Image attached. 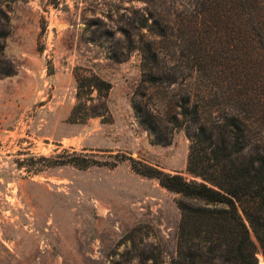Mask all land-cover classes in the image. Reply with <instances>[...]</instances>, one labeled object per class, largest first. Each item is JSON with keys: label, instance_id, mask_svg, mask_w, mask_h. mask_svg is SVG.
<instances>
[{"label": "rangeland", "instance_id": "374dc122", "mask_svg": "<svg viewBox=\"0 0 264 264\" xmlns=\"http://www.w3.org/2000/svg\"><path fill=\"white\" fill-rule=\"evenodd\" d=\"M198 9L197 0H0V264H142V255L171 264L179 206L190 202L127 158L193 180V133L226 112L213 80L185 67ZM149 43L160 56L157 87L143 83ZM176 66L178 83L169 84ZM77 72L112 83L109 120H69ZM190 95L202 110L197 124L182 115ZM75 154L126 159L89 169L60 163Z\"/></svg>", "mask_w": 264, "mask_h": 264}, {"label": "trees", "instance_id": "16d2710c", "mask_svg": "<svg viewBox=\"0 0 264 264\" xmlns=\"http://www.w3.org/2000/svg\"><path fill=\"white\" fill-rule=\"evenodd\" d=\"M197 4L195 30L182 51L185 67L213 80L214 101L226 112L218 116L217 125L202 123L193 133L187 166L193 180L127 159L137 174L157 179L162 187L190 202L179 206L181 222L171 264H258V250L264 255V0H197ZM147 21L144 18L140 28L147 27ZM156 24L158 36L167 37L169 29L162 22ZM143 58V83L161 85L160 56L152 44L143 47ZM180 75L176 66L166 80L177 84ZM76 80V104L69 120H109L107 98L112 83L81 72L76 73ZM181 108L182 115L195 124L203 118L192 95ZM135 109L147 129L156 134L158 130L141 107L136 104ZM117 158L101 163L75 154L60 163L89 169L116 167L126 159ZM141 232L135 229L125 239L132 240ZM148 259L161 263L158 257L142 255V264Z\"/></svg>", "mask_w": 264, "mask_h": 264}, {"label": "bare ground", "instance_id": "6f19581e", "mask_svg": "<svg viewBox=\"0 0 264 264\" xmlns=\"http://www.w3.org/2000/svg\"><path fill=\"white\" fill-rule=\"evenodd\" d=\"M259 264H264V261L263 260L259 261Z\"/></svg>", "mask_w": 264, "mask_h": 264}, {"label": "water", "instance_id": "95a60500", "mask_svg": "<svg viewBox=\"0 0 264 264\" xmlns=\"http://www.w3.org/2000/svg\"><path fill=\"white\" fill-rule=\"evenodd\" d=\"M264 257V256H263ZM264 259V258H263ZM258 264H259V262H258Z\"/></svg>", "mask_w": 264, "mask_h": 264}]
</instances>
